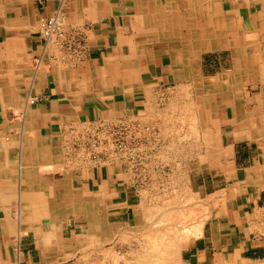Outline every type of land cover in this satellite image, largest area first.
<instances>
[{
  "label": "crops",
  "instance_id": "1",
  "mask_svg": "<svg viewBox=\"0 0 264 264\" xmlns=\"http://www.w3.org/2000/svg\"><path fill=\"white\" fill-rule=\"evenodd\" d=\"M59 3L0 0V264L59 263L76 247L70 238L77 234L67 235L66 226L85 216L73 212L75 199L83 196L95 203L103 184L112 200L129 199L128 183L113 180L110 171L98 168L90 156L82 158L79 137L87 127L97 121L155 123L158 113H148V108L162 88L193 85L187 74L190 63L202 82L231 71L232 46L255 63V70L264 64V0H238L237 5L228 0L227 8L224 3L225 13L213 25L211 42L206 39L211 47L193 62L188 57V37L183 40L182 35L185 16L172 8L173 0H64L63 21L80 32L86 46L83 56L72 59L64 57L55 42L46 44L39 33V18L51 15ZM229 30L232 45L226 37ZM172 31L176 35L170 38ZM225 51L229 59L221 56ZM250 82L228 103L218 96L203 100L202 113H222L223 120H229L233 105L243 117L236 128L231 123L209 127L206 115H201L206 120L204 133H213L219 145L207 149L208 157L213 153L210 160H216L211 166L219 172L212 182L231 185L214 221L204 226L188 250L202 262L208 256L222 258L230 250L236 259L248 261L264 250V244L255 243L261 239L259 234L251 238L252 227L264 222V148L248 138L264 131L257 126L259 121L264 124V74L254 72ZM227 137L230 143L225 145ZM222 189L225 186L218 191ZM52 231L54 237L40 243L42 232Z\"/></svg>",
  "mask_w": 264,
  "mask_h": 264
},
{
  "label": "rangeland",
  "instance_id": "2",
  "mask_svg": "<svg viewBox=\"0 0 264 264\" xmlns=\"http://www.w3.org/2000/svg\"><path fill=\"white\" fill-rule=\"evenodd\" d=\"M187 1L188 0H173L174 5L172 6V8L176 10V13L185 16L184 24L186 28L182 31V35L184 36L183 40L188 37L187 32L190 21V7ZM191 1L194 2L196 7H201V5L204 4L203 2L201 3L200 0ZM208 1H219L221 7L224 3L225 7H228V0ZM236 1L238 2V0H232V4L237 5ZM224 10L222 13H225ZM217 18L218 17L207 21L210 27L213 25L216 26L219 23L216 20ZM207 23L202 22L203 25H207ZM198 33L196 37L200 39L202 31L200 30ZM226 34V37L231 39L232 30L226 32ZM188 40L189 43H191L190 39ZM200 42L201 40L199 43ZM195 50L200 51H197V53L194 54L195 56L192 55L194 59L198 58V55L205 49ZM221 56L225 59H229L230 53L225 51ZM233 56L234 59H236V53L233 52ZM194 69V67L189 69L190 71L188 73L193 80V85L182 84L169 86L166 90L165 87H163L162 92L157 97L154 104L149 106L148 113L158 114L157 116L155 115V123L149 120L145 121L146 124H144L143 127L148 130L142 133L141 136H143V139L140 141L141 144H135L132 152L128 153L129 157H133L132 159L126 158L125 153L118 152L119 149H113L115 143H118L115 140H123L121 135L114 132L111 138L106 139L105 137H107V135L97 130L96 147L94 151L98 163L97 166L104 171H110L111 176L114 177L113 180L116 179L117 182L128 183L129 190L131 191L130 197L128 200L117 196L113 200L112 197H103L104 199L101 201V205H103L100 211H103L109 218L116 222V225L107 227V229L103 228L102 230H97L95 233H89L86 224V216L83 215L75 221L72 219L70 223L68 222L69 224L67 226L65 225L68 227L67 235L77 234L70 238V240H72V245L76 247L73 249L71 248L70 254L61 258V261L57 264H139V260H143L140 264H144L146 259L147 263L145 264H152L151 261H153L154 264H175L176 262L164 261L165 257L161 254H159L161 256L152 257L155 261L149 258L150 255L148 256L149 251H152L150 250L152 249L151 245H157V242L159 245H166L169 239L171 241L175 240L174 242L176 243H180L179 248H181L178 251L179 262L177 261L176 264H215L212 262L220 261L221 258L219 255L218 257L215 256L214 259L213 256H208L206 260L202 262L200 259H196L191 252H188L194 240L201 236L204 226L206 227L210 221H214L212 218L217 213L220 204L227 199L231 186L229 184L224 185V183L212 182L213 180H217L219 172L217 173L218 168L212 167L216 164V160H210V156H212L213 153L210 152L212 154L210 155L209 153V157L207 153L208 145L205 143L206 141L204 138L206 133H204L205 121L200 116L206 102H202L203 98H201V94L198 93L200 86L194 84L195 82H201V80L197 78ZM226 70L227 69H225V71ZM230 76H233L231 81L233 80V82H236V79L240 81L239 76L236 77L235 68H233L231 71H226V74L216 79L213 77L207 82L211 83L215 80H222L223 83H225ZM184 79L186 80L188 78ZM250 81L242 83V90L236 92V97L244 91L247 84L251 83ZM207 82H203V84ZM210 110L212 111V109ZM222 131L224 132L225 129L223 128ZM226 131L230 132V127L226 128ZM139 135L140 134L137 136ZM224 142L225 145L230 143L228 137ZM216 146L217 145L214 144V149ZM83 152L85 151L82 150L81 152L82 158L83 156L89 158L88 155H83ZM225 154L227 155L228 153L226 152ZM223 163L225 164L224 172L226 171L225 174L227 175L229 171L227 167L228 156H226L225 162ZM224 186L226 188L225 190L222 189L218 191V189ZM192 199H194L195 202H201L196 204ZM261 204L264 214V200L261 201ZM170 208L172 210H170ZM193 208H195V213L197 214L190 213L193 211L191 210ZM197 209L199 211H197ZM193 217H195V219ZM196 218L198 219L196 220ZM196 223L197 226H195ZM198 224H200V226H198ZM169 230L170 232H168ZM184 230L188 235L181 232ZM148 233H150V235ZM254 234H259L261 236V239L255 243L264 244V222L252 227V239L255 237ZM185 235L187 236L185 237ZM255 238L257 239V237ZM170 240L167 245L171 243ZM262 248H264V246H262ZM145 254L148 257L145 256ZM223 254L224 255L221 256L222 259L228 260L231 258L233 264H264V250H262V255L258 257L255 255L248 261H241L240 259L235 260L236 257L233 255L232 250L229 251V254L227 251H224ZM138 257L141 258L139 259ZM219 264H221V262H219Z\"/></svg>",
  "mask_w": 264,
  "mask_h": 264
},
{
  "label": "bare ground",
  "instance_id": "3",
  "mask_svg": "<svg viewBox=\"0 0 264 264\" xmlns=\"http://www.w3.org/2000/svg\"><path fill=\"white\" fill-rule=\"evenodd\" d=\"M201 1V3L203 2L204 4L203 5H201V7H202V9H201V7H196V5L194 4V2L193 1H187V2H189V7H190V21H189V27H188V32H187V35H188V39H190V41H191V45H189L188 46V57L191 59V61L193 62V59H194V57L192 56V55H194L195 53H197V51H200V50H195V49H209L211 46H209V45H207L206 46V43H207V41H206V39L207 40H211L210 38L213 36V34H212V32L213 33H215V28L212 26V27H210L209 26V24L207 23V21H210V20H213L214 18H216V17H218L216 20L217 21H220V15H221V13H222V7H221V4H220V2L218 1V2H209L208 0H200ZM161 2V1H160ZM60 4V3H59ZM163 4V3H162ZM170 4V3H169ZM133 8V7H132ZM234 13V12H233ZM175 14V13H174ZM135 15V14H134ZM239 15V14H238ZM133 16V15H132ZM138 17V16H137ZM141 17V16H140ZM173 18H175V17H172V20H174ZM138 19V18H137ZM176 19V18H175ZM131 20H132V18H131ZM168 20V19H167ZM166 20V21H167ZM128 21H129V19H128ZM134 21V20H133ZM136 21V20H135ZM166 21H164V22H166ZM206 22L207 23V26L206 25H203L202 24V22ZM131 22V21H130ZM129 22V23H130ZM249 22V21H248ZM133 23V22H132ZM201 23V24H200ZM134 24V23H133ZM139 24V23H138ZM177 24H179V22H177L176 23V25ZM130 25V24H129ZM137 25V24H136ZM210 25H212V24H210ZM138 26V25H137ZM140 27V26H139ZM155 27V26H154ZM154 27H153V29H154ZM136 28V27H135ZM151 30H152V28H150ZM139 30H141L142 31V29H141V27L139 28ZM150 30V31H151ZM202 31V35H201V37H200V39H198L197 37H196V35H198L199 33V31ZM141 31H139V32H141ZM145 30H143V32H144ZM149 31V30H148ZM155 31V30H154ZM153 31V32H154ZM121 32V31H120ZM131 32V31H130ZM133 32H135V31H133ZM157 32V31H156ZM149 33V32H148ZM172 34H170V38H171V36L173 35H176L175 33H174V31H172L171 32ZM198 33V34H197ZM126 34V33H125ZM134 34H136V32L134 33ZM145 34V33H144ZM138 35H139V33H138ZM166 35L168 36V38H169V34H168V32L166 33ZM126 36V35H125ZM132 36V35H131ZM139 36H141V35H139ZM252 36V35H251ZM163 37V36H162ZM248 37V36H247ZM143 38V37H142ZM142 38H140V39H142ZM129 39V38H128ZM157 39V38H156ZM125 40H126V38H125ZM201 40V42L199 43V41ZM232 41L230 42V44L232 45V43L234 42L233 41V39H231ZM129 41V40H128ZM131 41V40H130ZM135 41H136V39H135ZM189 41V40H188ZM211 42V41H210ZM126 43H127V41H126ZM132 43H133V41H132ZM199 43V44H198ZM47 44V43H46ZM50 44V43H49ZM197 44H198V46H197ZM5 45V44H4ZM128 45H129V43H128ZM58 46V45H57ZM172 46V45H171ZM197 46V47H196ZM226 47V46H225ZM232 48L234 49V53H236V56H235V58L236 59H234L235 61H234V68H235V71H236V73H238V72H241V75L239 76V79H240V81H237V79H236V82H233V80L231 81V79H232V77L234 76H230L229 78H228V80L225 82V83H223V81L222 80H215L214 82H211V83H205V84H203V82L201 81L200 83L199 82H195L194 84L196 85V86H200V90H198V93L199 94H201V98H203V100L205 99V98H207L208 96H211V97H219V100H225V102L226 103H228L229 101H233L234 99H236V92H239V91H241L242 90V83H246V82H249L251 79H252V77H253V75H254V72L256 73V74H264V64L262 63V64H260V69L257 71V70H255V63L251 60V59H249V58H247L245 55L243 56V55H239L237 52H236V49L232 46ZM213 49V48H212ZM177 50V49H176ZM178 54V53H177ZM172 55V54H171ZM195 56V55H194ZM124 58V57H123ZM16 59V58H15ZM195 59H197V58H195ZM179 60V59H178ZM174 62H175V60H173ZM180 63V62H179ZM178 64V63H177ZM16 66V65H15ZM189 69H192L193 68V66H192V63H190L189 65ZM248 67H250V68H252V72H250L249 70V68ZM20 69V68H19ZM37 69V68H36ZM175 69V68H174ZM188 69V71H187V74L189 73V70ZM241 69V70H240ZM244 69V70H243ZM130 71V70H129ZM194 71H195V69H194ZM35 72V71H34ZM178 72V69H176V73ZM130 73V72H129ZM191 73V72H190ZM34 75V74H33ZM182 75V74H181ZM194 75H195V73H194ZM185 76V75H184ZM193 77V76H192ZM196 77V76H195ZM179 79V78H178ZM202 79V78H201ZM206 79V78H205ZM215 79V78H214ZM234 79V78H233ZM133 80V79H132ZM180 80V79H179ZM136 81V80H135ZM15 82V81H14ZM7 83V82H6ZM185 85V84H184ZM245 86V85H244ZM244 86H243V88H244ZM122 88V87H121ZM132 89V88H131ZM129 91V90H128ZM16 95V94H15ZM211 97H209V98H211ZM11 98V97H10ZM18 99V98H17ZM27 100V99H26ZM202 100V102L203 103H205L206 102V100L205 101H203ZM14 101H15V99H14ZM13 101V102H14ZM18 102V101H17ZM201 102V103H202ZM16 104V103H15ZM19 104H20V101H19ZM26 104V103H25ZM21 105V104H20ZM6 106V105H5ZM12 107H14V106H12ZM16 107V106H15ZM231 107H232V109H230V113H229V117H227V118H229V120H223V118H222V113H201V115L203 114H205L206 115V120H208V123H209V127H212V126H210V125H216V126H218V123H231V124H233V125H235V128H236V124L238 123V124H240V122H241V119H242V117H243V114H241V113H239L238 112V110H236V107H234L233 105H231ZM8 108V107H7ZM18 108V107H17ZM6 109V108H5ZM11 109V108H10ZM22 110V109H21ZM24 110V109H23ZM225 111V110H224ZM0 113H2V108H0ZM238 113H239V115H238ZM168 114V113H167ZM22 115H23V113H22ZM200 115V116H201ZM221 115V116H220ZM140 117V116H139ZM3 119V118H2ZM16 119H18V118H16ZM15 119V120H16ZM7 120V119H6ZM191 120V119H190ZM196 120V119H195ZM205 120V121H206ZM190 122V121H189ZM254 122V121H253ZM261 121H259L258 123H257V126L259 127V128H262V127H264V124L263 123H260ZM7 123V122H6ZM19 124H20V122H19ZM9 125V124H8ZM14 125V124H13ZM10 126V125H9ZM193 126V125H192ZM21 127V126H20ZM194 128V127H193ZM206 129V128H205ZM195 130V129H194ZM196 131V130H195ZM7 134V133H6ZM190 134V133H189ZM213 133H211V132H209V133H206L205 134V143H207V145L208 146H213L214 145V142L216 143L215 145H217V139L214 141V136L212 137L211 135H212ZM235 134H236V131H235ZM192 136V135H191ZM198 136V135H197ZM232 136V135H231ZM81 138V137H80ZM196 138V137H195ZM248 138H251V139H253L254 141H256L257 143H258V146L260 147V149L261 148H264V131H257L253 136H249ZM198 139V138H197ZM196 141V140H195ZM11 142V141H10ZM65 142V141H64ZM9 143V142H8ZM198 143V142H197ZM194 144V143H193ZM204 144V143H203ZM203 144H201V145H203ZM37 145V144H36ZM199 145V144H198ZM6 146V145H5ZM217 146H219V145H217ZM7 147V146H6ZM35 147V146H34ZM33 147V148H34ZM216 148V147H215ZM191 149H192V147H191ZM10 151H12V150H10ZM13 152V151H12ZM18 152V151H17ZM75 153V152H74ZM199 154V153H198ZM200 156V155H199ZM218 156V155H217ZM223 156V155H222ZM226 156H229V155H226ZM84 157V156H83ZM260 157V156H259ZM217 158V157H216ZM219 158V157H218ZM224 158V157H223ZM229 158V157H228ZM1 159V158H0ZM12 159H14V158H12ZM110 159V158H109ZM19 160V159H18ZM87 160V159H86ZM224 160V159H223ZM263 160V159H262ZM3 161V160H2ZM222 161V160H221ZM18 162V161H17ZM229 162V161H228ZM2 163V162H1ZM5 163V162H4ZM217 163H218V161H217ZM230 163V162H229ZM3 165V164H2ZM5 165V164H4ZM37 165V164H36ZM34 167V166H33ZM37 167V166H36ZM83 167V166H82ZM19 169V168H18ZM21 170V169H20ZM230 171H231V169H230ZM223 172V171H222ZM226 172V171H225ZM232 172H233V170H232ZM2 174V173H1ZM15 175V174H14ZM18 175V174H17ZM235 175V174H234ZM16 176V175H15ZM67 176V175H66ZM14 177V176H13ZM12 177V178H13ZM54 177V176H53ZM18 178V177H17ZM57 178H59V177H57ZM248 178V177H247ZM44 179V178H43ZM46 179V178H45ZM39 180V179H38ZM17 182H18V180H17ZM256 184V183H255ZM44 185H45V183H44ZM263 186V188H264V185H262ZM109 190V189H108ZM225 190V189H224ZM236 190L237 189H235V190H233L232 191V194H234L235 192H236ZM17 192V191H16ZM15 192V193H16ZM29 192H31V191H29ZM46 192V191H45ZM1 193V192H0ZM18 193V192H17ZM224 193V192H223ZM237 193V192H236ZM20 194V193H19ZM44 194V193H43ZM111 194H112V192H111ZM216 194H218V193H216ZM215 195V194H214ZM106 196V198L107 197H110V195H108V192L106 191V189H105V184H103L102 186H100L99 188H98V190H97V193H96V200H95V203L94 202H90L89 201V199L88 198H83V196H81V198H79V199H75L74 200V205L72 206L73 208H72V210H73V212H75V213H84L85 214V216H86V224H87V226H88V232L89 233H91V232H93V233H95V232H97V230H102L103 228L105 229H107V227H110V226H112V225H116V222H114L111 218H109L108 217V215L107 214H105L103 211H100V208H101V206L103 205H101V201H103L102 199H104L103 197H105ZM217 196V195H216ZM238 196V195H237ZM233 197V196H232ZM196 199V198H195ZM235 199V198H234ZM24 200V199H23ZM193 201H194V199H192ZM209 200V199H208ZM58 201V200H57ZM216 201V200H215ZM219 201H220V199H219ZM232 201V200H231ZM17 202H19V201H17ZM198 202H201V201H198ZM198 202L196 201H194V203H196V204H198ZM211 202H212V200H211ZM224 202H225V200H224ZM61 203V202H60ZM66 203H67V201H66ZM205 203V202H204ZM58 204V203H57ZM90 204H91V207H90ZM224 204V203H223ZM234 204V203H233ZM11 206V205H10ZM66 206H68V205H66ZM70 206V205H69ZM193 206V205H192ZM61 207V206H60ZM194 207V206H193ZM198 207H201V206H198ZM173 208V207H172ZM58 209V208H57ZM63 209V208H62ZM200 209H202V208H200ZM170 210H172L171 208H170ZM191 210H193L192 212H190V213H195V208H193V209H191ZM197 211H199L198 209H197ZM217 211V210H216ZM14 212H16V211H14ZM13 212V213H14ZM178 213V212H177ZM214 213V212H213ZM218 213H219V211H218ZM18 214V213H17ZM68 214V213H67ZM174 214V213H173ZM179 214V213H178ZM181 214V213H180ZM195 214H197V213H195ZM227 214V213H226ZM13 215H15V214H13ZM152 215V214H151ZM154 215V214H153ZM182 215H184V214H182ZM17 216V215H16ZM19 216V215H18ZM30 216V215H29ZM178 216V215H177ZM187 216V215H186ZM186 216H185V218H186ZM196 216V215H195ZM58 217V216H57ZM77 217V216H76ZM160 217V216H159ZM167 217H169V216H167ZM181 217H183V216H181ZM189 217H190V214H189ZM8 218H10L11 219V217H8ZM154 218V217H153ZM194 219H195V217H193ZM169 219V218H168ZM175 219V218H174ZM180 219V218H179ZM184 219V218H183ZM190 219V218H189ZM193 219V220H194ZM198 218H196V220H197ZM200 219V218H199ZM7 220V219H6ZM142 220V219H141ZM186 220V219H185ZM8 221V220H7ZM17 221H18V219H17ZM50 221V220H49ZM187 221V220H186ZM19 222H20V220H19ZM24 222V221H23ZM25 222H26V220H25ZM151 222V221H150ZM163 222V221H162ZM197 222V221H196ZM204 222V221H203ZM9 224H10V222H8ZM172 223H174V222H172ZM180 223V222H179ZM185 223V222H184ZM197 223H199V222H197ZM197 223H196V225L195 226H197ZM53 224V223H52ZM51 224V225H52ZM154 224V223H153ZM194 224V223H193ZM192 224V225H193ZM7 225V224H6ZM21 225V224H20ZM155 225V224H154ZM183 225V224H182ZM191 225V226H192ZM198 226H200V224H198ZM10 227V226H9ZM155 227H157V226H155ZM192 227H194V226H192ZM18 228V227H17ZM99 228V229H98ZM169 228V227H168ZM172 228H174V227H172ZM179 228V227H178ZM191 228V227H190ZM7 229H8V226H7ZM181 229V228H180ZM159 230V229H158ZM165 230V229H164ZM46 231V230H45ZM192 231V230H191ZM145 232V231H144ZM150 232V231H149ZM156 232V231H155ZM161 232V231H160ZM168 232H170V230L168 231ZM181 232H186L185 230L184 231H181ZM26 233V232H25ZM120 233V232H119ZM145 233H147V232H145ZM152 233V232H151ZM154 233V232H153ZM189 233V232H188ZM192 233H193V231H192ZM191 233V234H192ZM199 233V232H198ZM18 234V233H17ZM42 234H43V232H42ZM41 234V237H40V243H47L48 242V240H50L51 238H53L54 236V232L52 231V232H49V233H45L44 232V234L42 235ZM101 234V233H100ZM149 235H150V233H148ZM163 234V233H162ZM176 234V233H175ZM179 234V233H178ZM185 234H187V233H185ZM10 235V234H9ZM20 235V234H19ZM144 235V234H143ZM188 235V234H187ZM187 235H185V237L187 236ZM190 235V234H189ZM194 235V234H193ZM53 236V237H52ZM147 236V235H146ZM152 236V235H151ZM169 236V235H168ZM197 236V235H196ZM19 237V236H18ZM17 237V238H18ZM166 237V236H165ZM165 237H163V238H165ZM148 238V237H147ZM146 238V239H147ZM154 238V237H153ZM168 238V237H167ZM179 238V237H178ZM188 238V237H187ZM35 239V238H34ZM37 239V238H36ZM149 239V238H148ZM151 239V238H150ZM181 239H183V238H181ZM186 239V238H185ZM152 240V239H151ZM160 240H161V238H160ZM170 240V239H169ZM169 240L166 242V245H159L158 244V242H157V245H151L152 246V249H150V250H152L151 252L149 251V254H148V256H149V258H155V257H157L159 254H161V255H163L164 257H165V259H164V261H167V262H176L177 263V261H178V254H179V249L181 248H179V244L180 243H176V242H174V241H171V243L169 244V245H167V243L169 242ZM149 241V240H148ZM153 241V240H152ZM151 241V242H152ZM156 241V240H155ZM162 241V240H161ZM145 242H146V240H145ZM179 242V241H178ZM92 243V242H91ZM153 243V242H152ZM156 243V242H155ZM69 244V246H70V243H68ZM154 244V243H153ZM162 244V243H161ZM44 245V244H43ZM60 245V244H59ZM58 245V246H59ZM104 245V244H103ZM78 246V245H77ZM144 246V245H143ZM57 247V246H56ZM55 247V248H56ZM66 247V246H65ZM52 248V247H51ZM50 248V249H51ZM67 248V247H66ZM99 248V247H98ZM53 249H54V247H53ZM56 249H58V248H56ZM62 249V248H61ZM43 250V249H42ZM106 250V249H105ZM143 250V249H142ZM51 251V250H50ZM91 251V250H90ZM110 251V250H109ZM145 251V250H144ZM45 252V251H44ZM49 252V251H48ZM53 252H54V250H53ZM57 252V251H56ZM148 252V251H147ZM147 252H146V254H147ZM52 253V252H51ZM142 253V252H141ZM66 254V253H65ZM145 254V256H147ZM112 255V254H111ZM161 255H159V256H161ZM51 256V255H50ZM147 256V257H148ZM227 256V255H226ZM54 257V256H53ZM63 257V256H62ZM142 257V256H141ZM140 257V258H141ZM144 257V256H143ZM236 257V256H235ZM18 258V257H17ZM44 258V257H43ZM139 258V257H138ZM139 258V259H140ZM146 258V257H145ZM152 258V259H153ZM56 259V258H55ZM157 259V258H156ZM179 259H180V257H179ZM53 260V259H52ZM51 260V261H52ZM154 261H155V259H153ZM181 260V259H180ZM235 260H236V258H235ZM48 262H49V260H47ZM138 261V260H137ZM141 260H139V264L140 263H142V261L140 262ZM54 262V261H53ZM149 262H150V260H149ZM152 262V264H154L153 263V261H151ZM160 262V261H159ZM179 262V261H178ZM219 262H221V264H223V263H228V264H233L232 262V260H231V258L230 259H228V260H226V259H220V261ZM219 262H215V264H219ZM4 263V262H3ZM58 263V262H57ZM145 263H147V259H146V261H145ZM144 263V264H145ZM156 263V262H155ZM166 263V262H165ZM175 263V264H176ZM43 264H44V262H43ZM149 264V263H148ZM151 264V263H150ZM158 264V263H157ZM161 264V263H160Z\"/></svg>",
  "mask_w": 264,
  "mask_h": 264
},
{
  "label": "built area",
  "instance_id": "4",
  "mask_svg": "<svg viewBox=\"0 0 264 264\" xmlns=\"http://www.w3.org/2000/svg\"><path fill=\"white\" fill-rule=\"evenodd\" d=\"M63 4L64 0H61L59 8L51 15L41 16L39 18V33L45 43L50 41L55 42L64 57L71 59L74 57L78 58L83 56L86 46L77 29L66 27L61 11ZM37 63H39V60H37ZM97 130L105 133V135H107V137H105L106 139L111 138L114 132L121 135L123 140H115L118 143H115L113 149H119L118 152L125 153L126 158L132 159L133 157H129L128 153L132 152L135 144H141L140 141L143 139L141 135L148 129L137 124L129 125L123 121L110 123L104 121L95 122L84 130V133L81 134V138L79 137L81 152L82 150L85 151L83 155H88L95 160L96 154L94 151L96 147ZM138 134L140 135L137 136Z\"/></svg>",
  "mask_w": 264,
  "mask_h": 264
}]
</instances>
